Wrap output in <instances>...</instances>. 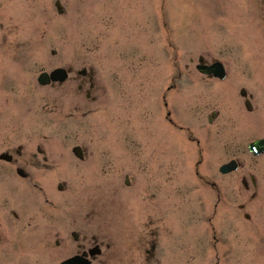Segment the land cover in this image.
<instances>
[{
    "label": "rangeland",
    "instance_id": "rangeland-1",
    "mask_svg": "<svg viewBox=\"0 0 264 264\" xmlns=\"http://www.w3.org/2000/svg\"><path fill=\"white\" fill-rule=\"evenodd\" d=\"M29 1L11 0L0 9L21 21L18 39L31 57L21 63L27 99L0 110V153L23 146L30 157L37 145L50 147L57 164L45 173L57 208L71 216L83 210L87 231L104 227L111 242L116 235L144 238L145 229L153 231L162 264H264L255 258L254 230L239 209L242 171H219L231 158L264 164V157L246 152L248 142L264 135V119H247L239 97L242 87L254 91L264 110V0H61L67 14L58 12L57 0ZM2 33L0 50L13 48ZM200 56L223 61L227 79L200 74ZM10 65L7 57L0 68ZM56 67L93 70L96 100L78 89L77 77L40 85L39 74ZM172 79L178 87L168 99L184 122L195 124L202 143L199 168L222 190L215 214L217 195L193 170L197 140L190 144L165 129L160 98ZM226 82L238 91L235 99L225 96L235 91ZM76 108L87 113L72 115ZM214 110L220 116L212 124ZM78 144L88 160L73 156ZM62 152L73 159L63 160ZM5 182L1 171L0 188ZM28 258L27 264H49Z\"/></svg>",
    "mask_w": 264,
    "mask_h": 264
},
{
    "label": "flooded vegetation",
    "instance_id": "flooded-vegetation-1",
    "mask_svg": "<svg viewBox=\"0 0 264 264\" xmlns=\"http://www.w3.org/2000/svg\"><path fill=\"white\" fill-rule=\"evenodd\" d=\"M26 1L30 4L29 0ZM6 2L9 3L11 0H0V9L6 6ZM35 3L38 5L39 1ZM35 3L33 6L37 7ZM16 20L18 19L6 10L0 11V30L5 39L3 40L6 46L10 41V46H13L10 49L0 50V64L7 57L11 61L8 68H0V110L2 114L4 112L2 107L18 106L25 101L24 99H27L22 92L24 82L20 74L21 72L23 74L24 69L22 61L25 62V57L28 60L30 55L26 56V52L22 49L23 41L18 39L21 25ZM14 43H16V48H14ZM69 69L70 76L77 77L75 81L79 83L78 89L86 92L87 97L96 100L97 97L93 96L96 82L90 70L86 67L81 70H76L74 67H69ZM172 85L176 86L177 83L173 82ZM227 89L235 90L232 87ZM245 95L239 97L246 118L255 116L256 119L260 117L264 119L263 105L259 102L256 93L247 90ZM236 96L238 97L236 90L229 95L233 99ZM163 100L166 113L165 129L171 131L176 129L182 133L181 136L187 134L190 139L195 140L194 131L184 125L182 116L179 117V121L168 99V93L164 94ZM246 100L252 101L254 109L251 112L243 107V102ZM171 106L172 115L176 120L171 117ZM214 111L216 117L213 124L220 116L219 111ZM82 112L87 113L83 109L76 108L72 115L82 114ZM261 137L264 135L258 138ZM35 151L33 156L28 157L25 155L23 146H19L16 150L10 148L6 151L9 161L0 159V167L2 166L0 173L3 171L6 176V182L0 188V264H27L30 262L28 258L30 254L34 255V259L43 260L49 264H55L60 258L65 260L74 256L79 258L80 264H104L111 259H116L120 264H133L139 261L143 264H162L161 246L153 231L149 232V229H145L144 238H141V233L139 237L133 234L131 238L116 235L114 236L115 242H111L106 237L107 229L104 227L99 226L95 231H87L88 217L87 214H83V210L79 211V215L71 216L58 209L57 197L53 194L54 189L50 193L49 188L53 186V183H50V177L45 173L46 170L55 169L57 153L45 145H37ZM246 152L248 153L247 147ZM82 153H84L83 159L88 160L90 154L85 147ZM248 154L253 159L264 157V154L259 156ZM62 155L63 160L73 159L70 152H62ZM232 159L234 158L230 160ZM237 161L239 169L230 174L242 171L243 188L240 191H243V201L240 208L247 213L248 218L246 213L244 215L250 222V231L254 230L251 234H255L256 239L255 258L261 262L264 261V164L260 166L257 160L258 163L255 162V166L250 167L239 159ZM199 175L206 183L216 187L215 180L208 175ZM72 213L74 214V211ZM57 221L64 225L58 227ZM212 229L215 233L217 232L215 226ZM138 253H141V256H138Z\"/></svg>",
    "mask_w": 264,
    "mask_h": 264
},
{
    "label": "water",
    "instance_id": "water-1",
    "mask_svg": "<svg viewBox=\"0 0 264 264\" xmlns=\"http://www.w3.org/2000/svg\"><path fill=\"white\" fill-rule=\"evenodd\" d=\"M199 69L202 72H204V73L215 74L216 76L223 77L225 75L223 64L220 63V62L214 63L211 66H209V65H201V66H199ZM66 77H67V71L65 69L60 68V69H56L51 74L43 73L40 76V82L42 84H47L51 80L64 81L66 79ZM251 148L253 150H255L256 153L263 152L264 151V139H261V140H258L256 142H254L251 145ZM232 169H233V167L230 164V168L227 169L226 172L229 171V170H232ZM71 262H73V260H71ZM66 264H68V263H66Z\"/></svg>",
    "mask_w": 264,
    "mask_h": 264
}]
</instances>
